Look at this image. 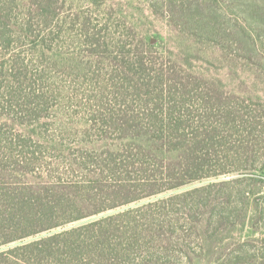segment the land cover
<instances>
[{
	"label": "trees",
	"instance_id": "16d2710c",
	"mask_svg": "<svg viewBox=\"0 0 264 264\" xmlns=\"http://www.w3.org/2000/svg\"><path fill=\"white\" fill-rule=\"evenodd\" d=\"M42 1L55 7L56 0H39L38 7ZM244 1L240 5L248 20L264 25V0ZM174 7L200 24L201 36L222 51L252 61L257 46L264 44L261 30L246 18L234 20L237 27L230 28L222 14L216 17L211 12L218 7L216 0H187ZM47 12L50 20L56 7ZM155 48L147 38L135 58H129L128 51L115 57L141 107L109 112L106 125L128 145L123 153L87 160L94 163L93 170H85L90 180L21 184L15 174L32 170L30 164L14 154L0 156V248L201 180L251 174V181H264V105L256 102L252 114L244 99L224 92L220 81L158 63ZM240 181L211 183L171 196L161 201L158 212L157 203L148 204L135 213L127 211L17 245L0 252V264H134L136 251L145 254L143 264H173L172 244L193 251L186 241L189 226L176 238L175 222L165 213L175 205L190 211V226L202 245L206 243V253L215 256L214 264H264V252H250L241 245L234 256L224 253L225 241L238 226L250 225L249 234L257 233L253 223L257 218L250 217L244 205L249 194L240 189L234 194L230 187ZM237 199L243 201L241 207L235 204ZM252 203L255 211L257 204ZM261 233L264 241V230Z\"/></svg>",
	"mask_w": 264,
	"mask_h": 264
},
{
	"label": "rangeland",
	"instance_id": "374dc122",
	"mask_svg": "<svg viewBox=\"0 0 264 264\" xmlns=\"http://www.w3.org/2000/svg\"><path fill=\"white\" fill-rule=\"evenodd\" d=\"M185 1L56 0V14L48 20L47 10L55 7L46 5L45 1L38 7L39 0H0V156L14 154L15 159L32 167L16 172L18 182L81 183L90 180L86 171L94 169V163L87 160L105 159L110 152H124L127 141L120 140L118 131L106 125V118L118 107L140 109L141 105L123 79L115 57L121 58L128 51L129 58H135L147 38L156 46L154 55L158 63L181 69L193 77L220 81L224 92L244 99L252 114L256 102L264 105V44L257 46L258 53L252 55V61L218 49L216 43L201 36L200 24L176 12L174 6ZM216 1L218 7L211 9L216 17L222 14L230 28L235 26L234 20L240 22L246 18L251 27L261 30L264 43V25L248 20L244 6L240 5L244 0ZM262 162L260 157L258 164ZM248 177L252 175H223L194 182L2 247L0 252L127 211L135 213L148 204L157 203L158 212L163 206L161 201L171 196L211 183L239 179L240 182L231 183L230 187L234 194L239 189L249 194L244 205L249 216L257 218L253 221L257 233L249 234L250 225L245 229L238 226L225 241L224 253L234 256L241 245L245 250L261 254L264 252L261 233L264 181L254 182ZM252 200L257 204L255 211L251 209ZM235 204L241 207L243 201L237 199ZM165 211L175 222L176 238L190 228L186 241L191 242L193 251L172 244L174 250L169 252L173 264H214L215 256L206 253V243L202 245L190 226V211L177 205ZM133 256L138 260L134 264H143L142 251H136Z\"/></svg>",
	"mask_w": 264,
	"mask_h": 264
}]
</instances>
